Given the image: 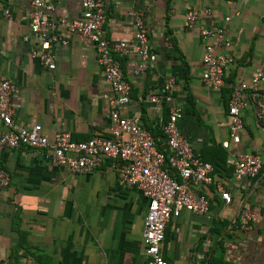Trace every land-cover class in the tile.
<instances>
[{
    "label": "crops",
    "instance_id": "obj_1",
    "mask_svg": "<svg viewBox=\"0 0 264 264\" xmlns=\"http://www.w3.org/2000/svg\"><path fill=\"white\" fill-rule=\"evenodd\" d=\"M2 8L12 15L11 20L0 16V80H10L18 89L13 122L40 125L49 140L58 132L69 133L75 142L109 137L105 96L110 88L94 44L59 26L57 33L67 44L55 46V68L49 70L31 56L37 43L28 27L30 1L0 0ZM189 9L197 13L191 28L184 18ZM130 10L142 14L156 58L138 73ZM81 16L74 0H61L47 14L66 23ZM203 27L224 28L229 42L217 50L233 60L219 90L206 89L201 81ZM102 30L106 40L125 44L113 55L130 85V100L120 113L137 116L166 151L162 127L170 108L180 106V134L196 157L218 166L213 179L231 196L225 204L214 185L194 187L208 200V216L182 212L171 219L160 250L163 258L168 264H264V129L258 113L264 79L255 90L240 94L238 144L230 141L227 123L233 88L259 71L264 74V0H106ZM171 79L173 86L166 89ZM152 95L157 102H150ZM234 152L258 156V175L235 180ZM45 153L23 146L0 153V167L9 175L8 187L0 190V264H147L141 245L146 198L118 183L108 159L92 173L72 174Z\"/></svg>",
    "mask_w": 264,
    "mask_h": 264
},
{
    "label": "built area",
    "instance_id": "obj_2",
    "mask_svg": "<svg viewBox=\"0 0 264 264\" xmlns=\"http://www.w3.org/2000/svg\"><path fill=\"white\" fill-rule=\"evenodd\" d=\"M31 11L28 27L36 38L37 48L31 56L49 70L55 68V46H65L67 41L57 33L59 26H66L72 34L88 38L95 46L97 62L102 69L103 80L110 88L105 96L109 108V137L94 136L84 142L71 140L69 133H55L51 140L42 133L40 125L18 127L12 120L14 113L12 99L18 92L17 87L7 79L0 80V153L5 149L26 147L34 152L46 151L45 158L68 169L72 174H89L98 168L105 159L113 163L120 185L134 188L147 200L144 216V230L141 238L143 256L147 264H168L160 250L164 240L165 229L171 219L177 218L182 212L197 216H208L209 203L206 196L195 191L194 187L208 190L215 186L221 200L229 204L230 193L213 179V167L210 163L196 157L189 143L180 134L177 121L182 116L180 106L170 108L162 130L165 138L166 151L157 147V142L144 128L137 116H123L120 110L130 100V85L124 78L119 64L113 55L125 49L123 42L108 41L103 37L106 0H74L82 8L81 18L66 23L64 19L51 20L47 14L54 11L61 0H29ZM142 1V0H132ZM233 1V0H226ZM209 14V10H204ZM0 16L11 20V12L7 8L0 9ZM132 19L136 54L140 59L135 73L144 70L146 62L156 58L149 50L146 28L142 14L130 10ZM186 27L191 28L197 13L189 9L185 13ZM24 41L27 37L23 38ZM200 40L203 47L201 55V81L209 90H219L224 82L225 69L232 63V58L218 52V48L227 47L224 28H201ZM214 41V43H213ZM264 79L262 72H257L247 83H239L231 93L228 112V136L232 143L240 142L243 128L240 109L243 105L240 94L250 88L255 90ZM173 86L168 80L166 89ZM150 102H157L155 95ZM259 121L264 129V98L258 103ZM227 149L229 143L222 142ZM234 179L253 178L261 169L258 156L250 153L234 152ZM9 185L8 173L0 167V190ZM264 206V202H263ZM247 218L250 214L245 215ZM203 248L202 256L206 253ZM222 264H238L224 262Z\"/></svg>",
    "mask_w": 264,
    "mask_h": 264
},
{
    "label": "trees",
    "instance_id": "obj_3",
    "mask_svg": "<svg viewBox=\"0 0 264 264\" xmlns=\"http://www.w3.org/2000/svg\"><path fill=\"white\" fill-rule=\"evenodd\" d=\"M211 164V163H210ZM212 165V167H213V172L214 171H216V172H220V169L218 168V166L216 165V164H211ZM211 259V258H210ZM223 263V261L220 263V264H222Z\"/></svg>",
    "mask_w": 264,
    "mask_h": 264
}]
</instances>
